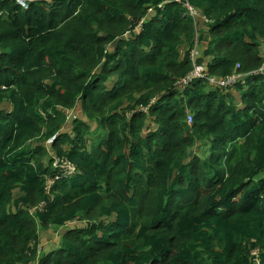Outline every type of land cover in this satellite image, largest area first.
<instances>
[{
  "label": "trees",
  "instance_id": "obj_1",
  "mask_svg": "<svg viewBox=\"0 0 264 264\" xmlns=\"http://www.w3.org/2000/svg\"><path fill=\"white\" fill-rule=\"evenodd\" d=\"M25 1L0 0V264H264V0Z\"/></svg>",
  "mask_w": 264,
  "mask_h": 264
},
{
  "label": "built area",
  "instance_id": "obj_2",
  "mask_svg": "<svg viewBox=\"0 0 264 264\" xmlns=\"http://www.w3.org/2000/svg\"><path fill=\"white\" fill-rule=\"evenodd\" d=\"M177 3L181 2V0H175ZM17 3L24 9H28V3L25 0H17ZM188 6V4H187ZM189 7V6H188ZM191 9V8H190ZM192 10V9H191ZM192 14L193 11H192ZM240 66H238L239 68ZM205 69L203 67H199L197 66L196 69L194 70L192 77L189 79V81H192L193 79H202L205 77ZM257 74L261 75L264 77V62L262 64V67L258 70V72H256ZM246 77V76H245ZM244 78L243 74H241L240 72H236L234 74H232L229 77H226L224 79H216V78H208V82L216 87H219L220 89L223 90H228L230 88H232L235 84H237L240 80H242ZM191 121V119H190ZM53 141V140H52ZM66 170V175H70L73 173L74 168L67 166L65 168ZM58 179V178H57ZM54 182H50L48 189L51 188V186H53Z\"/></svg>",
  "mask_w": 264,
  "mask_h": 264
},
{
  "label": "rangeland",
  "instance_id": "obj_3",
  "mask_svg": "<svg viewBox=\"0 0 264 264\" xmlns=\"http://www.w3.org/2000/svg\"><path fill=\"white\" fill-rule=\"evenodd\" d=\"M194 15H196V13L193 11ZM264 50V48H263ZM193 56H197V51H194L192 52ZM69 116L70 118H72L73 120V117H74V114L73 112H69ZM71 123L68 125L70 126ZM150 128H153V125L150 124ZM147 132V130H146ZM39 145V144H37ZM47 147H49V143H46ZM196 152H198L200 154L201 150H198L196 149L195 150ZM58 163L55 164L56 167H58L57 165ZM67 229L63 228V229H59V232H55L54 230H45V231H42L40 233V240H42V245H41V248H40V253L39 255L43 254V253H47V252H50L54 249H56V246H57V243H59V238L61 237V235L66 231Z\"/></svg>",
  "mask_w": 264,
  "mask_h": 264
},
{
  "label": "clouds",
  "instance_id": "obj_4",
  "mask_svg": "<svg viewBox=\"0 0 264 264\" xmlns=\"http://www.w3.org/2000/svg\"><path fill=\"white\" fill-rule=\"evenodd\" d=\"M244 78H246V77L244 76Z\"/></svg>",
  "mask_w": 264,
  "mask_h": 264
},
{
  "label": "crops",
  "instance_id": "obj_5",
  "mask_svg": "<svg viewBox=\"0 0 264 264\" xmlns=\"http://www.w3.org/2000/svg\"><path fill=\"white\" fill-rule=\"evenodd\" d=\"M264 52V50H262Z\"/></svg>",
  "mask_w": 264,
  "mask_h": 264
},
{
  "label": "bare ground",
  "instance_id": "obj_6",
  "mask_svg": "<svg viewBox=\"0 0 264 264\" xmlns=\"http://www.w3.org/2000/svg\"><path fill=\"white\" fill-rule=\"evenodd\" d=\"M245 83V82H244Z\"/></svg>",
  "mask_w": 264,
  "mask_h": 264
}]
</instances>
